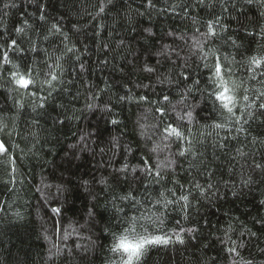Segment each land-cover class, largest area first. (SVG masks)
<instances>
[{
    "label": "trees",
    "instance_id": "trees-1",
    "mask_svg": "<svg viewBox=\"0 0 264 264\" xmlns=\"http://www.w3.org/2000/svg\"><path fill=\"white\" fill-rule=\"evenodd\" d=\"M4 2L6 0H0V15L7 13L3 20L7 28L18 25L21 14L24 18L31 17L30 23L39 25L33 15L38 0H14L20 7L8 9L2 8ZM154 3L155 8H148L146 0H113V5L97 15L100 0H48V15L63 17L64 31L70 37L69 46L75 44L76 52L68 53L59 61L65 69L63 79L73 83L57 85V91L48 98L44 110L33 112V98L23 89L9 91L17 87L10 83L8 75L15 69L11 65L0 67V108L13 107L14 99L24 105L22 109L13 107L12 111L3 113L10 128L15 127L5 142L11 145L10 151L16 159L11 162L4 159L0 163V264H103L112 242L111 235L104 229L109 228L119 234V227L108 202L111 199L109 192L101 191L102 186L96 181L109 175V164L119 167L126 156L132 164H139L142 156L148 157L151 163V155L139 135L138 122L147 125L158 122L153 113L145 111L150 105H138L135 100H119L118 97L125 96L135 83L142 81L147 84L155 80L154 76L142 71L145 63L162 72L173 68L172 63L156 55L162 45H170L179 52L182 60L191 65L195 78L207 75L199 52L194 54L192 38H201L195 29L199 28L203 33L205 22L220 14L228 27L223 37L233 36L242 47L237 50L209 40L205 51L210 47H220L223 53L234 56L239 62L233 65L234 70H238L236 79L246 78L245 56L264 47V37L259 34L260 26L264 25L262 0H252L251 3L235 0V7L227 4V12L222 10L220 0H204L203 4L198 0H154ZM73 24L77 25L79 32L72 28ZM147 28L152 29L153 36L144 31ZM29 35L38 42V48H48L49 53H53L50 63L62 55V47L50 46L31 32ZM180 36L187 44L179 39ZM56 39L59 43V38ZM121 40L123 45L119 43ZM26 46L21 44V47ZM249 47L252 51H248ZM28 56L36 61L43 59V53L39 56L29 53ZM9 57L13 64L19 65L21 72L26 70L19 54L10 53ZM104 60L109 63L105 65L102 63ZM157 60H160L159 65ZM171 60L181 63L176 55H172ZM81 62L87 69L84 72L79 70ZM207 62H212V58L209 57ZM259 79L261 77L258 76ZM248 86L261 88L257 82H250ZM61 87H67L68 91L61 92ZM175 91L168 86L163 88L164 94L170 96ZM160 93L161 87L156 86V95L134 87L131 94H144L151 100H159ZM93 94L97 96L95 104L99 107L88 109L86 104L93 102ZM109 101L111 113L104 110ZM195 115L199 124L192 128V132L196 138L202 139V146L197 144L196 147L216 170L213 183L220 182V193L208 198L194 193L196 199L192 200L187 220H183L178 211H169L162 226L163 232L171 235L177 229L176 221L180 220L184 228H199L196 239L182 234L184 244L173 242L158 246L151 251L145 264H264V224L257 222L264 219V203H261L264 201V171L252 172L249 167L253 158L264 164V145L260 143V139H264V124L259 121L253 123L247 138L241 135L238 140H233L232 137L237 135L235 131L209 127L212 123L210 103L201 104ZM57 117L64 120V124L54 123ZM112 119L118 120L119 124L110 123ZM33 120L39 123L33 124ZM201 132L206 138L200 136ZM208 132L213 135L207 136ZM81 135L85 136L83 141L80 140ZM114 137L121 147L114 149ZM225 137L226 148L220 149L217 144ZM253 138H257L255 144L251 143ZM153 140L158 141L159 136H153ZM242 145H246L244 151L249 153L244 158L235 153V149ZM125 146L134 149L131 155H127ZM151 146L149 141L147 147ZM230 157L234 159L230 160ZM181 163L176 179L187 185L194 173L185 171L189 168L188 162ZM249 175L253 182L244 187L243 179ZM222 181L234 183L235 187H225ZM199 182L204 183L203 177ZM233 190L237 191V196L231 194ZM140 193L143 196L142 188ZM152 194L155 196V192ZM55 207L61 208L59 214L52 211ZM89 210L95 213L94 220L89 217ZM229 223L235 229L229 235L232 240H237V244L240 233H244L240 237L243 246L238 247L239 256L227 251L233 247L224 235L225 226ZM73 228L76 232L72 231ZM65 230L71 234L67 241L63 239ZM149 230H152L151 225ZM46 235L51 239H45ZM87 237L95 241V247ZM76 243L88 244L90 250L77 249ZM53 245L61 249L59 254L53 255L56 252ZM65 245L71 252L64 250Z\"/></svg>",
    "mask_w": 264,
    "mask_h": 264
},
{
    "label": "snow or ice",
    "instance_id": "snow-or-ice-1",
    "mask_svg": "<svg viewBox=\"0 0 264 264\" xmlns=\"http://www.w3.org/2000/svg\"><path fill=\"white\" fill-rule=\"evenodd\" d=\"M251 3L252 0H247ZM199 4H203L204 0H198ZM264 3V0H262ZM148 8H155L154 0H146ZM227 4L235 7V0H220V5L224 12L228 11ZM113 5V0H100V6L97 15L104 13L106 7ZM20 5L16 4L14 0H6L2 4L3 9L18 8ZM49 7L48 0H38L36 4V16L39 25L30 23L29 18H24L21 14L18 25H13L11 29L3 25L4 17L7 13L0 15V67L3 65H11L13 71L9 72L10 83L17 86L15 89L9 91H18L23 89L28 96L33 98L32 111L37 112V109H46V102L49 97L57 91V85L72 84L71 80L65 81L63 74L65 69L59 63L63 56L68 53H75L76 46L73 44L69 46L70 37L65 33L63 27V17H50L47 13ZM185 8L188 5L184 6ZM95 17H93L94 19ZM196 21L193 20V24ZM72 28L79 32L77 25L73 24ZM219 28V32L217 31ZM205 31L200 32L199 28L195 29L198 37H193L192 48L199 52V59L203 62V68L207 70V75L201 78H195L192 74L191 65L187 60H182L175 49L170 45H162L161 50L156 53L165 62H170L173 65L172 69L167 72L159 71L157 67L149 66L147 63L142 68V71L155 77L154 81L150 83H135L128 88L125 96L118 97L119 100H135L137 104L150 105L145 109L146 112H151L158 118L156 124L147 125L138 122L139 135L145 141V147L151 155V163L149 158L142 156L139 164L129 163L127 156L121 162L119 167H112L109 164L110 173L108 176H101L96 183L101 185V191L109 192L111 203L117 226L119 227V234L109 228L104 231L109 232L112 237V242L108 246V254L103 259V264H145L146 258L149 257L151 251L158 246L169 245L173 242L184 244L185 240L182 234L189 235L190 239H196V233L199 228L190 226L184 228L180 220L176 221L177 229L172 231L169 235L163 232L162 226L165 223L169 211H178L183 220L189 218L188 212L192 204V200L196 199L194 193L199 196L208 198L209 195L215 196L220 193V182L213 183L216 175V170L211 167L210 162L204 157V153L199 151L197 144L202 146V139L196 138L192 132V128L199 124L196 119V109L201 104H211L212 106V123L209 125L213 130L228 129L229 132L235 131L236 136L233 140H238L239 136L243 135L245 138L249 136L251 125L257 121L264 124V47L259 48L252 55H246L243 60V66L246 69V78L236 79L237 71L234 70L233 65L239 63L235 57H230L229 54L223 53L220 47H210L205 51V44L209 40H215L221 46L230 45L232 48L239 50L242 45L237 42V39L229 35L223 37V34L228 32V27L222 22V16L215 14L213 18L205 22ZM153 36L151 28L144 30ZM39 35L43 41L48 42L50 46L55 48L62 47L64 51L60 57H56L54 63H50L53 53H49L48 48H38V42L33 39L29 33ZM264 37V25L260 26V33ZM173 36V33H169ZM59 38V43L57 39ZM180 40L184 41V37L180 36ZM187 44V41H184ZM120 45L124 41H119ZM21 44H26V47H21ZM105 48L108 45H104ZM248 51H252L249 47ZM19 54V58L25 62V71L19 70L18 64H13L9 54ZM29 53H35L37 56L43 53V59L36 61L29 57ZM176 55L177 60H181L180 64L171 60V56ZM241 55H244L241 53ZM209 57L212 62H207ZM80 59L79 56L76 57ZM105 65L109 63L108 60L102 61ZM160 64V60H157ZM80 72H84V63L79 64ZM122 72L123 69H120ZM258 76L261 79L258 80ZM203 81V86H202ZM250 82H257L261 88H250ZM131 83V81L129 82ZM156 86L161 87L160 99L151 100L148 95H132V88L149 90L152 95H156ZM175 88V93L170 96L164 94L163 88ZM32 89H35L34 91ZM61 92H67V87H61ZM175 97V99L173 98ZM97 99L96 94H93L91 100L93 102L87 103L86 108L92 109L99 107L95 104ZM13 107L16 110L24 107L19 100H13ZM13 107L7 109L0 108V163L7 159L9 162L16 159L15 155L11 153V145L6 144V139L15 131V127L10 128L8 118L3 113L5 111H12ZM104 110L111 113V102L104 105ZM39 114V113H38ZM220 120L221 122H216ZM54 123L64 124V120L58 117L53 121ZM14 123V122H13ZM33 124H38V120H33ZM113 125H118L119 121L112 119L110 121ZM161 124L163 125L161 127ZM152 129L150 132L149 129ZM158 129V132L156 131ZM19 135V133H16ZM158 135L159 140H153V136ZM212 132H208L207 136H212ZM200 136L206 138L201 132ZM85 139L84 135L80 136V140ZM220 140L217 146L220 149H225L226 144L224 140ZM114 149L121 147L117 138H113ZM152 146L147 147L148 142ZM257 138H253L251 143L255 144ZM260 143L264 145V139H260ZM175 145V149H173ZM19 147L18 145L16 146ZM75 147V145H73ZM246 145L237 147L235 153L241 158L249 156L248 152L244 151ZM103 151V149L101 150ZM127 155H131L134 149L131 146H125ZM163 156V158H161ZM234 157H230V160ZM188 162L189 168L185 171L194 173L187 185L180 183L176 179L177 169L182 168V163ZM247 162V161H246ZM252 172L256 170L264 171V164L256 162L255 158L249 165ZM203 177L204 183L199 182V178ZM225 187L234 188V183L222 181ZM252 176L249 175L247 179H243L244 187L252 183ZM88 182L85 181V184ZM121 185L123 187L121 188ZM139 185V188L136 186ZM168 185H172L169 187ZM140 188L143 189V196L140 193ZM119 189V191H118ZM151 189V191H150ZM152 192H155L153 196ZM233 196H237V191L231 192ZM95 199V197H93ZM199 203V200H197ZM261 203H264L262 201ZM127 209V210H126ZM54 213L59 214L61 208L55 207L52 209ZM89 217L95 219V213L89 210ZM264 224V219L257 221ZM149 225L152 230H149ZM73 232L76 229L73 228ZM230 232H235L232 224L225 226L224 235L231 241L233 247L227 248L231 254L239 256L238 247L243 246L244 233H240V240H232L229 235ZM59 233V229H57ZM70 233L65 230L63 239L68 240ZM78 235V233H77ZM255 236V233H251ZM45 239H51L47 235ZM87 241L95 247V241L91 237L86 238ZM56 252L53 255L59 254L61 249L57 245H53ZM75 248L89 251L88 244H75ZM64 250L71 252V249L64 246ZM235 264V262H233Z\"/></svg>",
    "mask_w": 264,
    "mask_h": 264
}]
</instances>
